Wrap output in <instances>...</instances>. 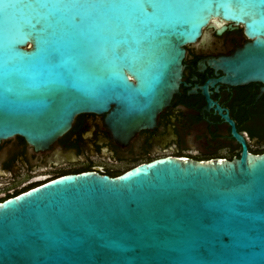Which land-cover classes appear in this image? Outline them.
<instances>
[{"label": "water", "instance_id": "obj_1", "mask_svg": "<svg viewBox=\"0 0 264 264\" xmlns=\"http://www.w3.org/2000/svg\"><path fill=\"white\" fill-rule=\"evenodd\" d=\"M232 26L247 41L210 65L264 88V0H0V141L46 147L87 112H107L116 136L150 126L185 46ZM232 134V160L166 155L4 198L0 264H264V152Z\"/></svg>", "mask_w": 264, "mask_h": 264}, {"label": "flooded vegetation", "instance_id": "obj_2", "mask_svg": "<svg viewBox=\"0 0 264 264\" xmlns=\"http://www.w3.org/2000/svg\"><path fill=\"white\" fill-rule=\"evenodd\" d=\"M216 29L204 28L197 41L185 46L178 91L152 125L116 136L107 112H87L77 114L70 129L46 147L36 148L18 135L1 140L0 201L62 174L94 170L115 176L160 156L232 160L242 150L232 127L249 153L264 152L263 84L224 83L219 80L223 72L210 65L247 38L240 26L219 34Z\"/></svg>", "mask_w": 264, "mask_h": 264}]
</instances>
